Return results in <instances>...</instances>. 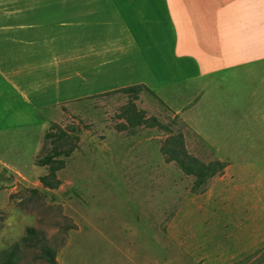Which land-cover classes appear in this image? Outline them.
Masks as SVG:
<instances>
[{"label":"rangeland","instance_id":"1","mask_svg":"<svg viewBox=\"0 0 264 264\" xmlns=\"http://www.w3.org/2000/svg\"><path fill=\"white\" fill-rule=\"evenodd\" d=\"M157 41V54L145 56L151 71L137 73L147 86L136 97L111 88L41 113L33 131L0 130V251L35 227L57 264H264V233L255 229L262 227L260 215H253L247 236L234 229L242 215L240 207L233 213L230 167L262 168L264 149L233 144V114L207 112L202 102L205 95L233 94V75L199 78L189 61L171 60ZM127 73L90 89L135 81ZM126 108L142 117L132 127ZM31 119L0 91V127ZM57 130L66 136L58 145L71 152L56 157L58 185L47 189L38 182L47 169L36 160L52 146L44 133ZM178 133L198 163L224 166L202 186L161 151ZM258 199L264 205V188ZM24 256L22 264H41Z\"/></svg>","mask_w":264,"mask_h":264},{"label":"crops","instance_id":"2","mask_svg":"<svg viewBox=\"0 0 264 264\" xmlns=\"http://www.w3.org/2000/svg\"><path fill=\"white\" fill-rule=\"evenodd\" d=\"M157 40L199 78L233 75V94L205 95V110L233 114V144L264 149V0H0V91L32 115L0 130L27 133L47 110L111 88L146 87L137 73L151 71L145 56L157 54ZM122 72L135 81L90 89ZM230 167L233 213L240 207L242 215L235 231L247 236L256 214V233H264V166Z\"/></svg>","mask_w":264,"mask_h":264},{"label":"trees","instance_id":"3","mask_svg":"<svg viewBox=\"0 0 264 264\" xmlns=\"http://www.w3.org/2000/svg\"><path fill=\"white\" fill-rule=\"evenodd\" d=\"M143 89L146 88L143 85L137 84L123 87L120 90L136 97ZM125 115V120L131 127L142 119L134 110H130L129 108H126ZM159 128L168 131L166 126L159 125ZM65 137L63 130H57L55 133L45 132L43 135V139L45 141L49 140L52 145L49 152L36 160L38 166H44L47 169L45 175L38 177V182L43 188L53 189L58 185L55 173L62 167V161L56 160V157L59 155L68 156L71 152L70 148H63L58 145V142L64 141ZM161 151L166 160L173 161L182 173L195 178V187L204 185L208 178L212 177L217 171L220 172L224 167L220 162L203 165L190 157L183 148L179 133L166 138ZM30 192L32 194L37 193L34 189L30 190ZM2 219L0 211V223ZM26 253H31L41 264H57L54 249L49 245L44 234L35 227H25L18 242L0 251V264H22Z\"/></svg>","mask_w":264,"mask_h":264}]
</instances>
